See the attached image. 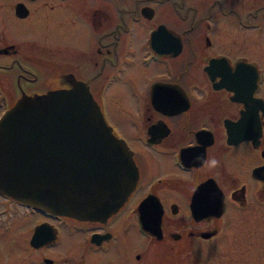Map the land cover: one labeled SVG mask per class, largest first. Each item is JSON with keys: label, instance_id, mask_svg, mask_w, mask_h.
<instances>
[{"label": "flooded vegetation", "instance_id": "obj_1", "mask_svg": "<svg viewBox=\"0 0 264 264\" xmlns=\"http://www.w3.org/2000/svg\"><path fill=\"white\" fill-rule=\"evenodd\" d=\"M77 81L131 151L135 188L102 221L0 192V227L40 216L44 264H264V0H0V116Z\"/></svg>", "mask_w": 264, "mask_h": 264}, {"label": "water", "instance_id": "obj_2", "mask_svg": "<svg viewBox=\"0 0 264 264\" xmlns=\"http://www.w3.org/2000/svg\"><path fill=\"white\" fill-rule=\"evenodd\" d=\"M123 139L77 81L23 95L0 116V192L42 212L102 221L125 203L138 172ZM46 223L31 238H51Z\"/></svg>", "mask_w": 264, "mask_h": 264}, {"label": "rangeland", "instance_id": "obj_3", "mask_svg": "<svg viewBox=\"0 0 264 264\" xmlns=\"http://www.w3.org/2000/svg\"><path fill=\"white\" fill-rule=\"evenodd\" d=\"M112 92L113 96H115V93L117 92V88H115V86L108 89L105 95L110 116L113 121L129 136L131 130L128 128L126 123L127 119H125L122 113L117 111V108L111 105ZM131 140L133 141L132 137ZM39 218L40 216L36 214L24 217L16 210L8 211V213L2 215L3 225L1 224L0 227V264H44L40 260H42V256L48 254L47 249L45 250L46 253L42 254L40 252L42 250H34L32 246L30 247L32 230L29 228L31 223L38 221ZM59 239L60 241L57 246L53 247V250L50 251V254L57 260V262H59V258H61V256L57 253L65 249L69 244L65 235H60ZM77 250L81 251L82 248L78 247ZM235 254L236 252L234 251L232 262H235ZM79 257L80 256L76 259L78 260ZM71 260L73 261V258H71ZM212 262H223V254H219L218 257L213 258Z\"/></svg>", "mask_w": 264, "mask_h": 264}]
</instances>
